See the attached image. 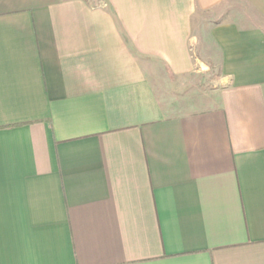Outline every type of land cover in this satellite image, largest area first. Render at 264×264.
Masks as SVG:
<instances>
[{
    "label": "crops",
    "instance_id": "0c3cea01",
    "mask_svg": "<svg viewBox=\"0 0 264 264\" xmlns=\"http://www.w3.org/2000/svg\"><path fill=\"white\" fill-rule=\"evenodd\" d=\"M0 264H264V0H0Z\"/></svg>",
    "mask_w": 264,
    "mask_h": 264
},
{
    "label": "rangeland",
    "instance_id": "374dc122",
    "mask_svg": "<svg viewBox=\"0 0 264 264\" xmlns=\"http://www.w3.org/2000/svg\"><path fill=\"white\" fill-rule=\"evenodd\" d=\"M200 31L201 29L196 25L195 33L200 35ZM200 50L201 47L197 46L196 53L199 57L201 56ZM200 58H202V64L197 67V71L190 77L179 80L177 85L168 82L162 75H158L156 70L150 73L155 92L167 111L177 108L180 99L199 100L216 90L220 73L210 61L203 56Z\"/></svg>",
    "mask_w": 264,
    "mask_h": 264
}]
</instances>
